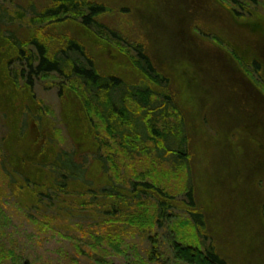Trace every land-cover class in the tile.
Wrapping results in <instances>:
<instances>
[{"label":"rangeland","instance_id":"rangeland-1","mask_svg":"<svg viewBox=\"0 0 264 264\" xmlns=\"http://www.w3.org/2000/svg\"><path fill=\"white\" fill-rule=\"evenodd\" d=\"M99 1L110 7L99 17L109 34L103 32L105 38H99L84 30L82 38L88 53L95 56L103 74L138 83L145 75L134 64L133 47L144 45L159 72L170 79L169 89L176 104L171 118L185 122L190 137L189 166L176 171L168 162L159 168L152 157L129 158L125 148L107 133L104 123L87 110V104L71 97L72 89H77L69 77L44 72L32 75V89L17 88L11 72L7 80L1 74L0 60V149L6 162L0 165V205L4 213L0 218V264H158L148 255L151 236H156L165 263L176 264L173 241H196L184 208L187 200L182 184L189 171L195 199L205 215L206 227L200 231L202 237L206 236V244L212 245L227 264H264V171L253 172L260 164L254 155L261 149L255 140H244L242 130L243 125L248 129L246 124L262 117L246 115L243 94L247 85L232 78L217 58L222 57L229 67L236 63L264 89L262 66L255 71L256 63L247 62L249 54L242 46L238 48L240 40L232 34L240 28L235 24H243V28L263 22L264 0H222L227 6L216 5L209 21L204 7L189 11L173 0ZM199 1L205 5L209 0ZM211 4L214 7L216 3L211 0ZM28 24L16 28L31 41L39 27L30 28ZM45 28L55 51L59 41H64L60 38L66 29L77 35L75 28L84 27L52 21ZM257 39L263 48L264 35ZM9 98L11 104H7ZM250 129L255 130L253 126ZM17 141L29 142L28 155L40 145L36 162L26 154L22 160L17 159L18 148L13 147ZM67 154L85 168L83 179L64 176V167L81 171L71 158L63 156ZM258 156L261 159L262 155ZM54 161L60 164L56 167ZM57 169L61 171L57 173ZM155 171L158 174L152 176ZM143 172L149 173L146 178L139 176ZM143 181L175 196L163 197L173 205L167 216L175 217V225L184 236L169 226L168 217L163 226L155 225L149 233L131 222L141 223L133 215H121L103 223L105 226H89L81 218L57 217V207L48 206L49 197L44 195L49 193L57 201L54 190L58 186L69 190L74 198H81L83 191L117 187L138 197L136 216L145 212L152 221L157 198L140 194L148 188L146 185L134 192L132 182ZM127 216L131 220H125ZM126 223L134 226L127 225L129 234L124 236L122 226Z\"/></svg>","mask_w":264,"mask_h":264},{"label":"trees","instance_id":"trees-1","mask_svg":"<svg viewBox=\"0 0 264 264\" xmlns=\"http://www.w3.org/2000/svg\"><path fill=\"white\" fill-rule=\"evenodd\" d=\"M173 1L183 5L189 11L200 6L204 7L202 11H208L207 21L210 20V11H216V5L220 4L222 8L227 6L222 0H212L216 3L214 7L213 4L208 5L211 0L205 1V5L200 4L199 0ZM109 10L110 7L107 3L99 0H0V60L3 68L1 74L7 80V73L11 72L15 86L17 88L21 86L23 89L33 88L34 77L32 75L57 72L64 77H69L77 89H72L71 97L87 104V110L94 112L98 119L104 123L107 133L125 148L129 158L152 157V162L159 168H163L164 162H168L176 171L183 170L184 167L188 168L191 159L190 137L185 122L183 120L173 121L171 118L176 104L169 89L170 79L159 72L144 45L133 47L136 53L133 57L134 64L145 75L138 83L129 82L117 75L103 74L99 70L95 56L88 53L83 42V31H89L99 38H105L103 32L109 33L106 30L107 27L99 21V17ZM28 15L31 16L30 19L27 18ZM200 19L202 21V18ZM52 21L60 22L62 26L68 22L79 23L84 28L83 30L75 28L74 32L77 35L66 29L65 34L60 38L64 41H59V48L53 51L52 41L45 35V33H49L45 26ZM25 22L29 23L28 27H39L38 30L41 31L39 33L36 30L37 34L31 41L23 38L16 28ZM235 25L241 27L240 25L243 24ZM40 26L43 28L40 29ZM103 28L106 31H102ZM79 30L81 31L79 32ZM258 68H260V64L257 62L255 71L258 72ZM9 99L7 104L12 103L11 98ZM36 125L39 123L36 122ZM15 146L18 148L15 152L17 159L22 160V156L26 154L27 157L32 158V162H36L35 153L28 155L29 142L27 144V141H17L15 144L13 143V147ZM2 150L3 148L0 149V165L3 167L6 162L2 160ZM35 152L38 154V149ZM63 156L71 158L81 168V171H74L64 167L67 172V175L64 176L83 179L85 168L82 167V164L76 161L71 154ZM60 162L54 161L53 164L57 167ZM60 171L61 169H57V173ZM148 174L143 172L139 176L146 178ZM155 174H158L157 171L153 172L152 176ZM132 183L134 192L138 186L146 185L148 188L140 191V194L157 198L152 221L151 217H146L145 212L136 216L138 197L136 195L131 197L128 193L119 191L117 187L106 186L100 191L93 189L83 191L84 194L81 198H74L69 190L58 186V190H54L57 201L49 193H44V195L49 197L48 206L54 204L57 207L55 214L57 217L81 218L86 225L92 226L99 223V225L105 226L103 223H108L116 217L121 218V215H133L132 218H138L141 223L137 224L133 220L131 222L139 228H145L148 233L156 229L155 225L156 227L163 226L164 219L167 222L169 218L171 219V222L168 223L169 226L172 225L174 230L179 233L180 229L174 222L175 217L167 216V210L173 205L163 198L169 196L175 199V196L164 193L160 187L149 181ZM182 185L187 200L184 208L190 215L188 216L189 222L195 233L196 241L184 243L179 239L182 244L178 243V240L173 241L176 264H227L226 260L216 253L212 245L206 244V236L202 237L200 229L206 227L205 215L195 199L190 171ZM38 200L43 201L41 197H38ZM1 208L0 205V218L3 213ZM126 218L125 220H131L128 216ZM132 223L122 226L125 229L124 236L129 234L127 225L134 226L131 225ZM81 226H85V224H81ZM155 237H150L153 239V243L149 250V258L158 264H166L163 252L154 240ZM120 240L118 238V241Z\"/></svg>","mask_w":264,"mask_h":264},{"label":"flooded vegetation","instance_id":"flooded-vegetation-1","mask_svg":"<svg viewBox=\"0 0 264 264\" xmlns=\"http://www.w3.org/2000/svg\"><path fill=\"white\" fill-rule=\"evenodd\" d=\"M232 20L234 21L235 19L232 18ZM236 32L237 33H235V31H232V34H235L234 37L235 38L237 37V39L240 40L238 48L240 49V46H242L246 51V55L247 53L249 54L247 56L248 58L247 62L250 65L253 62L255 63L258 62L260 66H262L261 77L264 82V47L263 48L260 47L259 45L260 40L257 39L258 36L264 35V18H263V22L258 21L255 23H249L246 24L245 27L243 28L242 27L237 28ZM252 55H254V59L252 58ZM217 58L222 62L223 67L227 69V71L230 73L232 78H235L236 80L238 79L241 82H243L245 85H247L246 93L243 94L245 99L244 106L246 108L245 110L246 115H252L254 113L258 117H262L258 120V122L254 124L251 123L246 124L245 126H247L248 129H246L244 125L242 126V130L245 134L243 136V139L244 140L253 139L257 142V144H259L258 147L261 149V152L258 153V155H262V156L261 159H259L260 156H258L257 154L254 155L255 161L257 163L259 162L260 164L259 165L257 164L258 167L254 169L253 172H256L257 174L261 173L264 171V89L259 87L257 84L255 85L253 81L249 79V77L245 75V73H243L238 66H236L237 65L236 63H234V65L229 67L228 63H226V61L222 57L217 56ZM230 59L232 62L235 60L233 56H230ZM247 90L250 92L249 95H247ZM252 126L253 128H255V130L250 129L252 128ZM39 149H40V145L38 147V150Z\"/></svg>","mask_w":264,"mask_h":264}]
</instances>
